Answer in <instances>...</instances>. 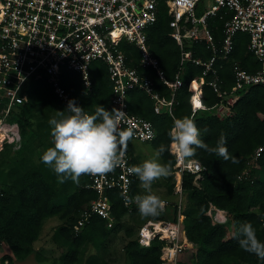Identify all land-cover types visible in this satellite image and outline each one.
Returning a JSON list of instances; mask_svg holds the SVG:
<instances>
[{
	"label": "trees",
	"instance_id": "obj_1",
	"mask_svg": "<svg viewBox=\"0 0 264 264\" xmlns=\"http://www.w3.org/2000/svg\"><path fill=\"white\" fill-rule=\"evenodd\" d=\"M170 16L163 0L158 3L157 20L147 28V45L151 54L158 59L166 77L172 79L179 65V49L169 36ZM210 29L220 37V21H209ZM246 34L238 33L235 45L228 59H217L215 68L221 89H228L233 84L232 66L254 72L258 62L247 49ZM129 64L140 71L137 49L120 42ZM194 56L208 59L210 49L202 43L191 45ZM92 87L87 90L79 74L63 71L61 84L69 98L85 112L93 113L97 105L111 111L109 98L112 92L105 66L101 62L90 64ZM146 71V70H145ZM146 72H151L147 70ZM202 67L185 62L183 87L176 91L173 115L177 118L189 117L200 129V139L210 148L217 146L223 134L227 140L229 158L209 153L197 148L194 157L205 168L200 174L198 185L195 174L184 172L182 175V192L184 209L182 228L192 244L190 257L182 264H264V259L243 250L239 245L240 228L244 223H251L257 239L264 243V150L256 159V167L250 166L249 173L238 179L250 160L254 149L264 144V88L259 85L240 90L239 98L231 107L232 114L219 118L215 108L220 98L208 85L213 79L211 74L205 76L202 85L201 103L205 108L191 112L190 92L187 84L201 75ZM152 77L153 73H151ZM158 90L162 96L169 97V89L157 80ZM27 101L13 106L6 117L8 124L16 126L20 146L13 148L15 138L11 134L1 137L0 146V241L5 250L0 249V264H12L13 261L26 259L34 253L36 263L41 264H112L101 250L120 231L127 241L122 247L124 264H160V249L163 241L153 239L147 246L140 245L137 239L138 227L148 219L176 220L178 215L176 197L173 195V175L167 176L165 196L169 203L156 216H142L135 203L139 192V179H134L129 199V206L116 190L109 191L107 196L111 204L113 223L107 226V219L91 215L84 227L75 232L76 223L83 209H87L97 194L86 185L90 184L89 175H82L79 183L70 178L60 183L53 168L42 162L41 156L53 146L52 125L49 120L61 119L58 111L64 116L70 115L67 107L53 93L45 78L31 79L24 85ZM129 106L133 113L151 121L156 137L148 144L155 151L163 144L166 151L160 157L162 164L174 158L169 153L170 128L174 120L167 113L156 114L152 101L139 90L129 93ZM3 104H0V109ZM205 129L207 131H205ZM130 139L126 150L132 155V164L136 165L137 157L133 155ZM172 171V170H171ZM147 192V191H146ZM150 194L149 192H147ZM147 194V195H148ZM210 205L224 210L226 221L214 223L209 215ZM170 212V213H169ZM51 218L62 223L54 229L52 240L64 249L56 256H49L50 250L34 248L40 229ZM195 251V252H193ZM6 261V263H5Z\"/></svg>",
	"mask_w": 264,
	"mask_h": 264
},
{
	"label": "built area",
	"instance_id": "obj_2",
	"mask_svg": "<svg viewBox=\"0 0 264 264\" xmlns=\"http://www.w3.org/2000/svg\"><path fill=\"white\" fill-rule=\"evenodd\" d=\"M159 1L0 0V104H3L0 109V137L11 134L15 138L13 148L20 146L16 126L8 124L6 117L13 106L27 101L24 85L29 80L45 78L56 98L67 107L72 99L61 84L62 72L67 70L79 74L83 86L90 90L92 80L89 70L93 62H101L105 66L112 86L109 105L126 113L120 129H132V141L149 142L156 137V132L151 121L131 111L129 93L136 89L144 92L152 101L156 114L167 113L175 120L174 95L184 85L185 62L202 67L201 75L187 84L192 114L205 108L201 98L207 74L213 76L207 82L208 85L220 98L213 106L219 118L232 114L231 107L239 98L240 90H247L254 85L264 88V0H211L201 14H197L201 0H163L170 16L169 36L179 49V65L172 79L166 77L147 45V28L157 20ZM209 21L221 22L218 28L220 37L215 36V32L210 29ZM238 33L247 35V49L259 67L254 72H248L234 63L233 84L228 89H221L215 61L218 58L228 59ZM121 41L137 49L138 64L144 71L129 64L120 48ZM194 43H202L206 49H210L211 56L205 60L194 56L191 49ZM157 80L169 89V97L162 96ZM193 82L196 83L194 89L191 88ZM195 98L200 107L196 106ZM149 134H152V138H148ZM168 150L174 158L171 174L176 179L173 195L176 197L177 219H148L138 227L136 237L143 246L149 245L153 239L163 241L160 264H179V253L183 250L181 242L184 241L187 246L191 244L182 228V175L190 172L196 177L205 168L192 157L180 160L172 148L171 140ZM263 150L264 144L254 149L238 179L249 173L251 165L256 167L255 161ZM125 152L124 166H118L104 175H89L90 184L86 187L93 189L97 197L80 213L73 225L75 232L84 227L91 215L107 219L108 227L112 225L111 204L107 196L109 191L119 192L124 204L129 206L128 194L137 176L127 171L134 165L132 155L126 149ZM161 200L165 206L169 203L166 199ZM220 210L213 205L209 207V215L214 223L226 221L225 212ZM2 247L0 241V249Z\"/></svg>",
	"mask_w": 264,
	"mask_h": 264
},
{
	"label": "clouds",
	"instance_id": "obj_3",
	"mask_svg": "<svg viewBox=\"0 0 264 264\" xmlns=\"http://www.w3.org/2000/svg\"><path fill=\"white\" fill-rule=\"evenodd\" d=\"M67 110L70 115L65 117L63 111H58L62 118L49 120V124L53 126L51 129L53 146L41 156L42 162L52 167L58 175L60 183L69 178L74 183H79L82 175H104L126 164L125 148L134 133L130 128L120 129L125 112L117 108L109 111L102 105H97L90 114L72 100L68 102ZM170 137L172 148L180 160L194 157L197 148L215 153L225 160L229 158L226 137L222 134L217 146L210 148L200 139V129L189 117L174 120ZM148 138H152V134H149ZM165 151V146L161 144L152 158L127 169L130 174L138 177L142 188L149 193L154 181L171 174V162L165 164L159 162ZM127 202L132 203V200L129 199ZM135 203L142 216H156L165 207V202L154 194L137 195ZM240 235L242 237L239 239L240 247L264 259V243L257 239L251 223H244L241 226Z\"/></svg>",
	"mask_w": 264,
	"mask_h": 264
},
{
	"label": "rangeland",
	"instance_id": "obj_4",
	"mask_svg": "<svg viewBox=\"0 0 264 264\" xmlns=\"http://www.w3.org/2000/svg\"><path fill=\"white\" fill-rule=\"evenodd\" d=\"M211 0H201L199 2V5L197 7V14H201L203 10L209 5ZM215 114L216 111H215ZM1 140V137H0ZM1 144V142H0ZM133 147V155L137 157V163L136 165L142 164L145 160H148L152 158L155 150L150 147L148 142H139L136 140H133L131 142ZM161 160L159 159V162ZM161 163V162H160ZM201 174L196 175L195 177V184L198 185V179L201 178ZM174 183L176 184L175 175H173ZM166 181H168L167 177H162L156 181L153 182L151 186V193L154 194L161 199L165 196L166 191ZM139 192L143 193L144 195H147L145 189L142 188L141 182L139 183ZM184 200V198H183ZM170 213V212H169ZM62 221L58 220L57 218H51L45 222L42 229H40V234L38 239L34 242L33 246L34 248L40 247L45 250H50L49 256H56L60 254L64 249L58 247L56 244H54L52 240V234L54 232V229L58 227ZM127 241L126 238H124L123 232L120 231L118 234H116L115 237H113L109 243L101 250V254L108 259L112 264H124V257H123V251L122 247L124 246V243ZM5 247L3 245L2 252L5 250ZM37 249V248H36ZM181 249L179 253V264H182L183 262H186L187 259L190 257V248L187 246V244L182 241L181 242ZM195 252V251H193ZM1 256V252H0ZM6 263V261H5ZM20 264H39L36 263V260L34 259V254H30L25 260H22ZM41 264V263H40Z\"/></svg>",
	"mask_w": 264,
	"mask_h": 264
},
{
	"label": "crops",
	"instance_id": "obj_5",
	"mask_svg": "<svg viewBox=\"0 0 264 264\" xmlns=\"http://www.w3.org/2000/svg\"><path fill=\"white\" fill-rule=\"evenodd\" d=\"M1 145V144H0ZM221 212H223L224 210H220ZM225 212V211H224ZM222 214V213H221ZM188 247L190 248V251H192V244H188ZM36 248H40V247H36ZM34 254V253H33ZM35 259V258H34ZM25 260V259H24ZM21 261L15 260L13 261L12 264H20Z\"/></svg>",
	"mask_w": 264,
	"mask_h": 264
},
{
	"label": "bare ground",
	"instance_id": "obj_6",
	"mask_svg": "<svg viewBox=\"0 0 264 264\" xmlns=\"http://www.w3.org/2000/svg\"><path fill=\"white\" fill-rule=\"evenodd\" d=\"M195 86H196V83L193 82V83L191 84V88L194 89ZM198 102H199V101L195 98V103L197 104Z\"/></svg>",
	"mask_w": 264,
	"mask_h": 264
},
{
	"label": "snow or ice",
	"instance_id": "obj_7",
	"mask_svg": "<svg viewBox=\"0 0 264 264\" xmlns=\"http://www.w3.org/2000/svg\"><path fill=\"white\" fill-rule=\"evenodd\" d=\"M197 107H200V104L199 103H197V105H196Z\"/></svg>",
	"mask_w": 264,
	"mask_h": 264
}]
</instances>
